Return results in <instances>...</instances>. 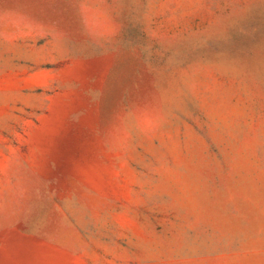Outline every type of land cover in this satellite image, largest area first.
<instances>
[{
  "label": "rangeland",
  "instance_id": "1",
  "mask_svg": "<svg viewBox=\"0 0 264 264\" xmlns=\"http://www.w3.org/2000/svg\"><path fill=\"white\" fill-rule=\"evenodd\" d=\"M0 264H264V0H0Z\"/></svg>",
  "mask_w": 264,
  "mask_h": 264
}]
</instances>
